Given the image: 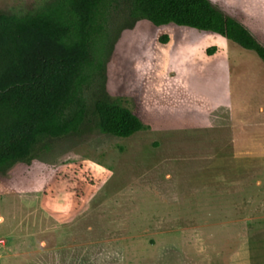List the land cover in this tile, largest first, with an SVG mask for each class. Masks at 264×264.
Wrapping results in <instances>:
<instances>
[{"label":"rangeland","instance_id":"rangeland-1","mask_svg":"<svg viewBox=\"0 0 264 264\" xmlns=\"http://www.w3.org/2000/svg\"><path fill=\"white\" fill-rule=\"evenodd\" d=\"M211 2L264 45V0ZM96 47L86 102L105 91L146 128L49 137L0 169V264H264V63L217 33L134 20L124 0ZM57 174L74 190L49 192Z\"/></svg>","mask_w":264,"mask_h":264},{"label":"trees","instance_id":"trees-1","mask_svg":"<svg viewBox=\"0 0 264 264\" xmlns=\"http://www.w3.org/2000/svg\"><path fill=\"white\" fill-rule=\"evenodd\" d=\"M124 1L134 20L217 33L264 63V45L211 0ZM112 2L53 0L22 15L0 13V169L28 159L49 137L98 130L127 138L146 128L129 107L105 91L92 104L83 96ZM78 180L73 174L61 187L57 174L48 190L73 191Z\"/></svg>","mask_w":264,"mask_h":264}]
</instances>
